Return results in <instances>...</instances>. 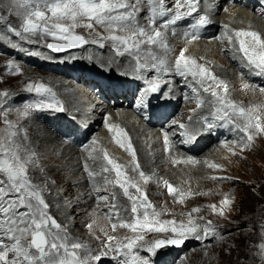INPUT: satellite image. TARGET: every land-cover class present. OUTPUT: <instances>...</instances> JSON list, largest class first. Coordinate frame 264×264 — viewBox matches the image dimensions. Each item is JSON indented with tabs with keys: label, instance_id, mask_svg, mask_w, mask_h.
<instances>
[{
	"label": "snow or ice",
	"instance_id": "6c2138e0",
	"mask_svg": "<svg viewBox=\"0 0 264 264\" xmlns=\"http://www.w3.org/2000/svg\"><path fill=\"white\" fill-rule=\"evenodd\" d=\"M256 5L253 11L264 17V0H256ZM219 7L218 0H0V48H10L17 56L23 53L67 63L84 60L74 52L96 45L97 50L88 54L86 61L89 71L106 82L95 86L99 89L97 95L114 99L116 89H127L133 97L131 106L143 112L145 120L158 112L162 120H167L168 113L163 110L171 105L177 92L180 98L195 102L186 121H168L163 130L165 153H171L177 143L194 146L215 128L227 126L238 134L228 150L231 155H240L251 149L258 136L264 137V108L246 107L230 99L228 83L200 62L205 58L187 54L202 33L213 26ZM178 27L183 31L177 32ZM220 27L223 31L211 39L231 53L242 79L246 70L248 77L261 81H245L243 88L264 94V33L232 29L228 24ZM81 28L91 39L77 31ZM170 36L184 38L185 46L178 54L169 43ZM41 48L49 54L43 55ZM5 67L8 75H23L16 60H7ZM23 91L30 95L0 91V264H158L156 257L163 255L165 248H182L191 240L222 239L219 226L198 215L199 206L181 214L186 219H160L161 212L142 187L150 181L159 186L154 162L148 161L151 174L142 170L125 129L109 123L108 116L103 117L108 131L115 133V143L130 155L128 165L111 158L106 150L97 148L95 138L87 136L100 104L76 98L66 105L54 88L41 80L24 82ZM109 91L112 97L105 96ZM204 93L209 95L205 97ZM44 111L63 114L67 119L68 130L61 133L63 140L74 142L72 137L84 130L81 158L64 168L59 163L51 165L72 177L71 187L87 186V191L75 197L66 195L67 189L53 179L45 163L49 157L28 135V126ZM52 156L60 161L69 159L62 150L54 149ZM186 159L195 162L191 156ZM207 166L220 169L215 163ZM163 184L175 197L179 190L168 180ZM201 194L179 191V202L186 196ZM120 196L127 203H121ZM89 201L94 204L91 214L104 212L110 220L115 216L113 233L125 228L134 235L109 234L101 229V238L93 228V220L85 226L96 244L75 237L71 232L75 216L79 215L80 205L87 206ZM232 204V197L226 193L210 207L214 214L224 216ZM68 207L77 211L65 213ZM126 213L132 216L131 221L126 222ZM56 215L62 216L63 222ZM255 234L258 242L249 245L245 264H264V212L257 216Z\"/></svg>",
	"mask_w": 264,
	"mask_h": 264
},
{
	"label": "rangeland",
	"instance_id": "374dc122",
	"mask_svg": "<svg viewBox=\"0 0 264 264\" xmlns=\"http://www.w3.org/2000/svg\"><path fill=\"white\" fill-rule=\"evenodd\" d=\"M221 1L222 0H218L220 7L217 14L214 16L216 18V20H213L215 25L213 24V26L210 28V31L213 27L217 28L219 23L229 25L228 21L223 17L226 12L224 11V9L226 8V3L225 5H222L223 3ZM5 2H7V0H5ZM233 5L237 7L239 6L236 4ZM239 7L245 9L246 11L250 10L248 7H245L241 4ZM250 13L252 16H255L254 19H259L261 22L264 23L263 17L258 14H253V12ZM215 21H217V23ZM231 28L255 30L252 24L246 23V21H244L242 18L237 19L235 22H233ZM77 31L81 34L86 35L88 39H91V36H88L87 30L81 28ZM222 31L223 29L221 30V32ZM101 33L107 34L104 30H101ZM211 37L210 35H208L207 38L202 37L198 41V43H195L197 45V49H193L190 47L189 52L187 54L194 55L198 58H205V60H201L200 62L206 63V66L212 68L215 74L220 76L228 83L229 93L227 95L230 99L246 107H253L259 105L261 108H264V94L260 93L258 90L253 91L251 89L243 88V83L245 81L248 83L254 82L250 81L246 77V75H244V79L241 78V71L239 65L237 62L231 60V53H226L221 47V45L214 39H211ZM212 42H215L218 47V49H215L217 50V53L215 55H212V51L214 50L211 51V48H213ZM169 43L176 50L175 54H178L179 49L185 46L182 41H179V38H176V36H170ZM206 47H209V50H207L208 48ZM1 49L3 48H0V91L7 90L13 93V95L28 96L30 94L23 91L24 82L31 80H41L43 82L49 83V85L54 88V91H56L57 94H64L66 93L64 89H67L71 86V84H73L80 85L86 88L88 92V98L90 97V94L92 96L91 98H89L91 102L93 100L94 103L100 105L102 102V104H104V107L107 106V108L112 110L128 109L127 107H125V103H122L124 102L123 100H121L123 98H118L120 99V101L115 98L112 99L104 97H101L98 100L97 93L96 95L93 94L92 90L90 88H87L85 81H82L83 74H80V76H78V79L74 80L75 75L71 76V73L75 74V70L83 68L84 65H88L90 67V65L86 61V58L84 60H77L79 63H77L76 66L78 68L74 66L72 67L64 65V63L56 60L57 64H55V66L50 69V65L44 63L41 64L39 63L40 61L37 62L38 64L31 62L26 54H23V56H21L20 53L19 56L21 58L19 59L12 58L9 54L5 55L4 53H1ZM86 49L87 51H96L97 46L95 45L94 47H92L91 45H87ZM8 50L9 48H7V52ZM40 50L42 51L44 49L41 48ZM193 50H199L200 52L194 53ZM84 51V49L76 50L74 52V55H76L77 57H87L84 55ZM88 54L90 53L87 52V55ZM9 59L16 60L17 63H19L23 75L11 76L7 74L5 66L7 60ZM33 60L35 61V59ZM89 67H86L85 74L88 73L94 75L93 72L89 73ZM26 69L27 72L25 71ZM80 73H82V71ZM56 79L57 81H54ZM218 91L222 92V90ZM185 92L188 91L185 89ZM180 95L181 93L177 92L176 97L172 99L171 104H173L174 106L176 105V113L174 115H171L169 121L172 118L181 121H186L188 115H190V112L186 110L185 106H189L191 108L195 107L194 101L189 102L188 100L184 99L178 101L177 99L181 97ZM208 95L209 94H207V96ZM105 96L112 97L109 96L108 93H106ZM32 98L36 99L35 96H33ZM58 98L61 99L65 104L73 103V100L71 98L68 102L69 97H67L66 95V100L63 99L60 95H58ZM107 108H105L103 112H100L98 114L99 120L95 121L96 127H90L87 130V136L98 140V136L102 135L103 132L106 133L107 138L109 134L111 136V141L114 144L110 143L108 140L107 142H105V145L102 146V143L98 142L97 148H103L109 153L111 158L117 160V162L121 164L128 165L131 161L130 155L127 153V151L121 149L119 145L115 143V140L113 139L115 133L109 132L105 126V121L103 117L108 116L107 113H109V111L107 110ZM132 117L135 119L134 125L138 129L143 128L141 118L138 116ZM158 121L160 122L161 120ZM109 123L116 125L119 128H123L125 129L127 134L129 133L128 136L130 137L134 148L137 150V158L142 165V170L150 174L151 168L149 167V165L144 166L141 160L140 151L137 145L138 136L133 137L134 135L131 133L132 131L130 132V129L128 130L124 123H116L111 121ZM165 123H167L168 125V121H166ZM164 127L147 128L155 129V131L156 129L161 130L162 128L163 131L165 130ZM65 128L68 130V126L62 127L63 130ZM27 132L28 135L31 137L32 141L37 144L41 152L44 153L43 144L45 143L42 139H39L38 137L33 135L34 133L36 134V130L34 129V125L32 123L28 126ZM158 132L159 131H157V133ZM237 138L238 134L236 132L233 138L216 142H214L210 136H205L204 138H202V142L204 141L206 143L196 153H183V155L187 154L188 156H191L193 158V161L195 162H182L173 164L172 160L169 163L166 162L164 164H159L161 168L155 170L158 175L157 178H160L159 186H157L156 183L151 184L150 182L146 186L142 184V187H144L148 193L149 200L153 203L156 210L161 212V220L177 219L179 221L181 219H186V216L181 214H186L194 206H199L201 211L198 215L204 217L205 219L212 220L213 223L215 225H218L220 229V236L222 237V239L200 242L191 240L182 248L176 249L174 247H168V252H165L164 250L166 249H164L163 253L165 252V254L163 256V259L166 260L165 264H245V261L250 255V253L247 251L249 245L258 242V238L255 234L256 220L258 214L260 212H264V137L258 136L250 150L245 151L240 155H231L228 149L232 147L231 141ZM83 140L85 141V137ZM47 144H45V146L49 147V145ZM218 144L220 145L216 148H219L221 150V153L220 155H217V153L212 156V153L217 150L216 148L214 149V147ZM55 147L56 145L54 144L50 145L51 149H55ZM74 147L76 148V145H74ZM157 148L158 156L160 155V153H162L163 156L165 155V157L175 156V150L171 153H165L163 151V137L161 139V142L158 143ZM62 150L63 152L65 151L63 148ZM79 150L81 151V148H79ZM211 150L213 151L208 154V151L210 152ZM237 151L239 150L237 149ZM75 155L76 154L73 153V156ZM80 158L81 155H77V158L74 162L76 163V161H78ZM155 158L152 161L154 162V165H156L155 167H157V163L162 160V156H155ZM186 158L187 157H184L183 160L187 161ZM45 163L50 166V175L53 177V179H55L58 184L62 185L67 189L66 195H68L69 197H75L79 194V192L76 191V188H78V186L85 188L84 185H78L75 188L71 187L69 185V181L72 179L71 176L66 177L65 175L61 174L58 170L51 168V165L53 163H59L61 168H64L66 166L64 162L62 165L60 163V160H57L55 158V160H47L45 161ZM209 163H215L220 165V169L209 168L207 166V164ZM212 177H228L229 179L217 180L212 179ZM163 180H168L179 191H183L185 193L190 191L192 193L203 194L194 195L191 197L186 196L183 202H179V191L177 192L175 197L169 195L167 188L163 184ZM116 190L117 192L121 191L118 188ZM226 193L232 197V207L226 212L224 216L214 214L210 206L212 204H218ZM119 199L121 203H127L122 196H120ZM128 206L130 207V204ZM93 207L94 204L92 201H89V204L87 206H85L84 204L80 205L79 215L75 216L74 226L71 228V232L75 237L87 243H97L94 237L90 234L88 228L85 226L95 220V215L99 216L100 220H98L99 222L95 220L96 223L95 225L93 224V228L96 231V234L100 235L101 238H103V233L100 231L101 229L108 232L109 234H119L121 236L134 235L131 230L125 228H118L116 230V233H113L112 224L117 222L115 216H113V218L110 220L104 212L100 211H97L95 215H93L91 214ZM75 211H77V209H73L71 207L64 209L65 213ZM125 217L126 222L131 221L132 219V216L128 213L125 214ZM56 219L60 222H63V217L60 215H56ZM249 229H251V231H249ZM205 252L207 253V255H205ZM158 263L164 264L163 261H158Z\"/></svg>",
	"mask_w": 264,
	"mask_h": 264
},
{
	"label": "bare ground",
	"instance_id": "6f19581e",
	"mask_svg": "<svg viewBox=\"0 0 264 264\" xmlns=\"http://www.w3.org/2000/svg\"><path fill=\"white\" fill-rule=\"evenodd\" d=\"M225 6H226L227 11L223 15V17L228 21L229 25L230 24L232 25L233 22H235L237 19L242 18L244 21H246V23L252 24L253 25V28L256 31H259L261 33H264V23L261 22L259 19H257V20L254 19L255 16H252L249 11H246L245 9L240 8L239 6L238 7L237 6H234L233 4H231V5L226 4ZM214 19L216 20L215 17L213 18V20ZM215 22L217 23V21H215ZM231 25H230V27H231ZM176 38H179V41H182L184 43V38L182 36H176ZM212 43H213V48H211V51L214 50V51H212V55H215L217 53V50H215V49H218V47H217V45H216L215 42H212ZM191 48L197 49V45L196 44H193L191 46ZM203 48H205V47H203ZM206 48H208L207 50H209V47H206ZM193 51H194V53H199L200 52L199 50H193ZM87 52L92 53L94 51H87V50L84 51V55L85 56H87ZM42 53H43V55H47L48 52L46 50H42ZM21 56H23V53H21ZM27 57L33 63H37V62L40 61L39 63H41V64L44 63V64L50 65L51 66L50 69L53 68L55 66V64H57V61L56 60H53V61H45L42 58L30 57L28 55H27ZM33 59H35V61ZM78 61L77 62H75V61H72L71 62V60H69L67 63H64V65L72 66V67L74 66V67L78 68L76 66L77 63H79ZM86 67H89V66L88 65H84V67L81 68V71L84 74L86 72ZM25 71L27 72V69ZM93 76L94 77H97V78L99 77L95 73H94ZM226 79H227V77H226ZM54 81H57V79L54 80ZM67 89H69L70 91L69 92H66L64 94H59L58 93V95H60L63 99H65V95L67 97H69V100L67 99L68 102L70 101V98L73 100L72 102H75V99L76 98H79V99H87V100L91 101L89 98H91L92 96L90 94V97L88 98V95H87L88 92H87V89L86 88H84V87H82L80 85H73V84H71V86L68 87ZM203 95L205 97H207V94L204 93ZM92 102H93V100H92ZM66 105H68V104H66ZM171 105H173V104H171ZM105 108H107V106L104 107V104H102V102H101V107L97 108L96 113L92 116L91 126L90 127H93V128L96 127L95 121H98L99 120L98 114L100 112H103L105 110ZM185 108H186V110L188 112H190L191 107L185 106ZM107 110L109 111V113H107L108 114V117H109V122L111 121V122H116V123H124V125L128 128V130L130 129L129 131L130 132L132 131L131 133L134 135L133 137L138 136V142H137V140H136V142H137L138 149H139L140 155H141V160H142L144 166L148 165V161L149 160L152 161L155 158V156L156 157H159L160 155L162 156V160H160L159 163H157V167H155V170H158V168H161L159 166V164H164L166 162L169 163L173 159H178V158H180L183 161V163H192V162H188V161H184L183 160L184 157H188L187 154H184L183 155V153H186V152L194 153V152H192V151H185L184 148H183V146H180L179 143H177L176 148L174 149L175 150V156L165 157V155L163 156L162 153H160L159 156L157 155L158 154V148H157V146H158V143L161 142V139L163 137L162 128H161V130H159V129L157 130L156 129V131H155V129H149V128L146 127L145 123H143V121L141 120L142 123H143L142 124L143 128L138 129L134 125L135 119L132 117V116H135V115H133L128 109H116V110H112V109L107 108ZM160 120H161L160 122L158 121L154 125L156 126L159 123H162L163 124L162 119H160ZM32 124L34 125V129L36 130V134H37L36 135L34 133L33 135L36 136V137H38L39 139H42L45 144L48 143L47 145H49V147H46L45 144H43V149H44L43 152H44V154L46 156L49 157L48 160H51V159L55 160V157L52 156V152H53L54 149H51L50 148V145L51 144L56 145V147H55L56 150H62V148L65 150L63 152V154H64L65 157H68L69 159L68 160H65V161H60V163L62 165H63V162L66 164V166L69 163H75L74 161L77 158V155H82V152L79 150V147H76L75 148L74 145H73V143L63 141V138L61 136V133L63 131H67V129L65 128L63 130L62 127L63 126H68V121H67V119L65 118V116L63 114H57V113L51 112V111H44V112H41L39 115L37 114V118L32 122ZM165 128H166V126H165ZM157 131H159V132L157 133ZM104 133L105 132H103L102 135H99L98 136L99 138H98L97 141L100 142V143H102V146L105 145V142H107L108 140H109L110 143H113L111 141V136L108 134V138H107L106 133L105 134ZM79 135H81V131H79L75 136L79 137ZM205 143L206 142H204V141L202 142V139H201L200 142H199V147H202ZM200 144H201V146H200ZM219 145L220 144L216 145L214 147V149L217 146H219ZM216 149L217 150H215L212 153V156L215 155V154H217V153H218L217 155H220L221 150L219 148H216ZM174 150L172 152H174ZM212 151L213 150H211L210 152L208 151V154H210ZM73 153H75L76 155L73 156ZM150 174H151V172H150ZM157 177H158V175H157ZM150 183L151 184H155L152 181H150ZM84 186H85V188L84 187H81V186H78V188H76V191H78L79 193L81 191H87V190H85V189H87V186L86 185H84ZM94 219L97 222H99L98 220H100L99 216H96V215H95V218ZM101 220H102V218H101ZM165 249H166V250H164L165 252H168L169 251L167 248H165ZM165 252L163 253V255H158L156 257L157 262L160 260L161 262L163 261V263L165 264V261L166 260L163 259V256H164Z\"/></svg>",
	"mask_w": 264,
	"mask_h": 264
}]
</instances>
